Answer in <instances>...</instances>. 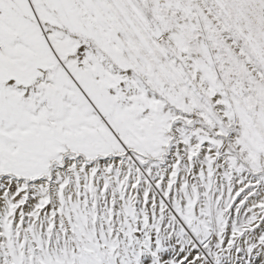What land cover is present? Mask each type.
<instances>
[{
    "label": "snow or ice",
    "instance_id": "6c2138e0",
    "mask_svg": "<svg viewBox=\"0 0 264 264\" xmlns=\"http://www.w3.org/2000/svg\"><path fill=\"white\" fill-rule=\"evenodd\" d=\"M0 264H264V0H0Z\"/></svg>",
    "mask_w": 264,
    "mask_h": 264
}]
</instances>
